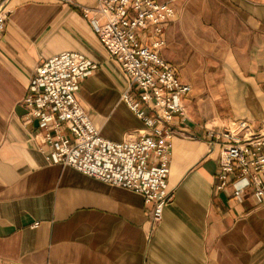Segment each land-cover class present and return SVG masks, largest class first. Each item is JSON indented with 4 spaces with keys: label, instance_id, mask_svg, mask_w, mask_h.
<instances>
[{
    "label": "crops",
    "instance_id": "crops-1",
    "mask_svg": "<svg viewBox=\"0 0 264 264\" xmlns=\"http://www.w3.org/2000/svg\"><path fill=\"white\" fill-rule=\"evenodd\" d=\"M0 0V264H264V201L214 187L211 131L247 119L264 130V0L168 1L175 15L160 55L190 87L172 140L173 200L150 220L141 194L50 161L43 124L22 102L35 66L66 50L97 65L76 97L100 133L144 128L122 100L128 78L79 5L97 0Z\"/></svg>",
    "mask_w": 264,
    "mask_h": 264
},
{
    "label": "built area",
    "instance_id": "built-area-1",
    "mask_svg": "<svg viewBox=\"0 0 264 264\" xmlns=\"http://www.w3.org/2000/svg\"><path fill=\"white\" fill-rule=\"evenodd\" d=\"M79 8L127 76L121 98L144 128L119 141L100 133L76 97L81 81L97 65L72 50L35 66L22 100L25 117L43 124L42 141L48 145L50 161L141 194L151 205V222L157 223L174 198L167 181L172 140L182 133L178 124L186 118L184 97L190 89L160 55L165 27L175 9L168 1L155 0H97ZM9 12L0 4V37ZM210 134L211 143L219 144L214 187L231 186V195L238 200L250 188L264 201V130L237 119Z\"/></svg>",
    "mask_w": 264,
    "mask_h": 264
},
{
    "label": "water",
    "instance_id": "water-1",
    "mask_svg": "<svg viewBox=\"0 0 264 264\" xmlns=\"http://www.w3.org/2000/svg\"><path fill=\"white\" fill-rule=\"evenodd\" d=\"M35 122H37V119L35 120Z\"/></svg>",
    "mask_w": 264,
    "mask_h": 264
}]
</instances>
